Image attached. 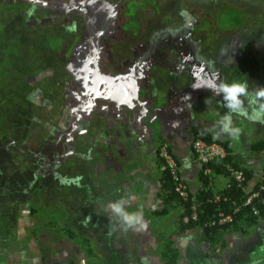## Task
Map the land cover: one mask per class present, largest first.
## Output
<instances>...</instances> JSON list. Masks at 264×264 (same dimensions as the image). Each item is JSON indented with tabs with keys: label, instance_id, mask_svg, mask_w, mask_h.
I'll return each mask as SVG.
<instances>
[{
	"label": "rangeland",
	"instance_id": "374dc122",
	"mask_svg": "<svg viewBox=\"0 0 264 264\" xmlns=\"http://www.w3.org/2000/svg\"><path fill=\"white\" fill-rule=\"evenodd\" d=\"M154 47L163 57L139 82L138 103L87 98L93 66L71 63L94 51L95 72L126 71L134 52ZM233 81L248 82L241 99L252 115L264 103L254 96L264 86V0H0V264H264V219L210 243L198 227L180 230V205L154 213L164 206L163 149L177 184L198 188L197 137L228 141L253 171L254 195L264 150L249 145L264 139V122L214 91ZM227 180L215 176V190ZM114 201L146 226L124 231Z\"/></svg>",
	"mask_w": 264,
	"mask_h": 264
},
{
	"label": "trees",
	"instance_id": "16d2710c",
	"mask_svg": "<svg viewBox=\"0 0 264 264\" xmlns=\"http://www.w3.org/2000/svg\"><path fill=\"white\" fill-rule=\"evenodd\" d=\"M204 139L221 143L226 154L201 163L197 172L199 186L193 193L185 190L186 195L180 194L176 189L178 184L174 172L165 160H160L161 165L165 166L159 178V194L164 206L154 213L164 214L170 205L178 204L182 208L180 230L198 227L202 240L210 243L221 240L223 243L227 233L235 230L245 232L259 218L264 219V161L263 177L253 186L254 195L248 201L245 186L253 175L252 169L241 165L235 159L227 140L210 136ZM249 147L252 151L264 150V139L252 141ZM232 171L241 172L242 179L237 180ZM218 175L227 177L228 180L224 187L215 190L214 179Z\"/></svg>",
	"mask_w": 264,
	"mask_h": 264
},
{
	"label": "flooded vegetation",
	"instance_id": "af4514ba",
	"mask_svg": "<svg viewBox=\"0 0 264 264\" xmlns=\"http://www.w3.org/2000/svg\"><path fill=\"white\" fill-rule=\"evenodd\" d=\"M106 9V7L104 8ZM110 8L106 10V15L109 19L110 16ZM105 18V17H104ZM103 18V19H104ZM93 28H96L97 19L93 21ZM103 22V20H102ZM96 37V35H95ZM83 51L78 50L74 55L75 59L72 63L74 69L77 71H84V66H89L91 64L93 67L90 70V68H85L86 71L90 70L91 74H88L92 76L91 78L85 77L89 79V82H91L92 86H89V90L92 92L90 95H86L87 98L93 97L94 91L96 92V96L98 98L99 93L105 94V99H102L104 101H113L116 104H124L126 105L127 102L131 99L134 103H138L136 101H139L140 94L138 92V86L139 82L142 80H145V83H148L150 81V73L149 70H151L154 66L159 65L158 62H160L159 59H162L163 53L157 52V47L151 48L150 50H146L145 52L139 51L134 52V63L131 67H129L126 71H119L116 69H113L110 67V65L104 63V68H106L107 72L106 74H99L98 72H95V70L98 68L96 67L98 64L97 61L95 62V58L97 59L98 56L95 54V52H91V58L87 59V61L84 62V59L87 57L86 54H80ZM88 58V57H87ZM95 62V63H93ZM211 78L208 76V81L210 82ZM87 82L81 83V88L86 89ZM88 93V92H87ZM127 95V98L125 97ZM84 95V96H85ZM141 106V105H139ZM143 107V106H142ZM141 108V107H140ZM148 113H152L147 111ZM156 112H162V111H156ZM158 114V113H157ZM167 116V112L164 114Z\"/></svg>",
	"mask_w": 264,
	"mask_h": 264
},
{
	"label": "clouds",
	"instance_id": "9594fccd",
	"mask_svg": "<svg viewBox=\"0 0 264 264\" xmlns=\"http://www.w3.org/2000/svg\"><path fill=\"white\" fill-rule=\"evenodd\" d=\"M214 91L216 94L223 92L224 100L228 101L227 107L234 111L239 110L238 115L245 116L251 121L264 122V103L261 104L259 109H255L252 115H249L243 108V101L241 97H249L247 81H233L232 83L222 82L221 84L214 86ZM254 96L255 98L264 100V86H258V88L254 90ZM206 103H208V100H206ZM226 119L227 123L225 124V131H228L229 126L231 125V117L228 116ZM240 131V128H236V135L233 138L238 139ZM112 209L118 216L117 223L124 231L129 229H136L139 231L146 226L143 220L142 212H129L120 201L112 202Z\"/></svg>",
	"mask_w": 264,
	"mask_h": 264
},
{
	"label": "built area",
	"instance_id": "2783aa9c",
	"mask_svg": "<svg viewBox=\"0 0 264 264\" xmlns=\"http://www.w3.org/2000/svg\"><path fill=\"white\" fill-rule=\"evenodd\" d=\"M191 145L193 151L196 154L197 159L201 163H205L212 158H221L226 154L225 148L221 143L217 141H208L202 137H197L193 139ZM161 153L164 156L165 161L169 165L170 169H172V172H174L171 166V162L168 159L167 151L163 149ZM162 167L164 168L165 166L162 165ZM232 173L237 180L240 181L242 179L241 172L232 171ZM176 189L180 192V194L186 195V192L183 190V188H181L180 185H178ZM249 199L250 197L248 198V201Z\"/></svg>",
	"mask_w": 264,
	"mask_h": 264
},
{
	"label": "crops",
	"instance_id": "0c3cea01",
	"mask_svg": "<svg viewBox=\"0 0 264 264\" xmlns=\"http://www.w3.org/2000/svg\"><path fill=\"white\" fill-rule=\"evenodd\" d=\"M149 83V82H148ZM196 88V87H195ZM159 91H156V93L154 94V97L156 98V99H158L159 98ZM183 94H181L180 96L181 97H183L182 96ZM158 106H155L154 108H151V106L150 107H148V110H149V112H152L151 114L153 115V119H156L157 117H158V114H157V112L155 111L156 109H158L159 108V106H160V108H164L165 106H163L162 104L160 105V104H157ZM160 111V110H159ZM166 112V111H165ZM155 116V117H154ZM158 119V118H157Z\"/></svg>",
	"mask_w": 264,
	"mask_h": 264
}]
</instances>
